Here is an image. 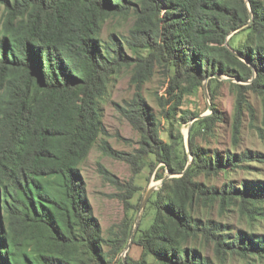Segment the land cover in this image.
<instances>
[{
  "label": "trees",
  "instance_id": "obj_1",
  "mask_svg": "<svg viewBox=\"0 0 264 264\" xmlns=\"http://www.w3.org/2000/svg\"><path fill=\"white\" fill-rule=\"evenodd\" d=\"M0 6V264H114L132 224L124 221L107 241L94 215L80 165L99 140L102 155L125 162L134 176L144 169L155 171L156 181L165 170L180 175L163 180L147 201L151 221L132 242L140 258L126 255L125 264H213L204 254L209 247L217 264L264 257V239L232 235L211 216L231 208L248 219L262 215L264 181L217 188L197 180L264 164V154L198 147L196 138L211 134L220 119L212 107V116L189 128L185 170L189 158L179 128L200 114L182 110V101L198 94L205 80L213 101L221 85L212 77L217 74L251 80L229 83L235 91L233 144L244 111L254 119L247 91L260 99L264 125V0H0ZM129 18L126 36L112 30L103 39L107 21ZM156 68L167 80L159 100L163 118L170 122L179 111L169 142L161 140L160 119L142 94ZM122 70L131 72L134 94L115 107L139 135L131 153L102 139L109 134L101 105ZM98 171L131 206L137 187L120 183L101 165Z\"/></svg>",
  "mask_w": 264,
  "mask_h": 264
},
{
  "label": "rangeland",
  "instance_id": "obj_2",
  "mask_svg": "<svg viewBox=\"0 0 264 264\" xmlns=\"http://www.w3.org/2000/svg\"><path fill=\"white\" fill-rule=\"evenodd\" d=\"M5 11L0 6V35L1 25ZM133 19L129 18L126 21L109 20L102 29V37L106 39L109 31L114 30L121 35H127L132 26ZM243 34L233 37V44L241 43ZM131 72L129 70H122L120 74L110 84L108 89L107 99L101 105V119L109 138L106 139L111 147L119 152L131 153L138 148L139 135L132 129L128 121L118 112L115 104L124 105L130 101L134 94V86L130 84ZM227 77L221 76L218 80L221 85L217 89L215 99L212 101L207 90L208 97H205L203 85H206L207 80L202 84V89L198 94L187 96L180 108L182 110H190L199 112L197 117H209L213 115L212 107L216 108L220 113V119L216 122L211 134L199 135L196 138L197 146L209 151L217 150L221 153L226 151L241 153L243 151L258 152L264 154V125L262 124V111L260 99L252 92L247 91L245 96L247 101L254 109L253 122L250 121L246 111L243 113L241 134L237 144L232 141V115L233 105L235 99V91L229 83L247 86L250 84L235 80L227 81ZM167 80L163 72L156 68L152 78L146 82L142 87V94L154 114L160 119V138L163 142H169V133L173 128L180 125L179 111L176 112L175 118L170 122L163 118L162 108L160 106V99L165 96L164 92L167 87ZM168 108V107H166ZM195 117V118H197ZM191 119L187 124L181 123L179 126L184 140V150L187 152L186 134L189 131L191 124L196 121ZM199 118V119H202ZM198 119V120H199ZM194 120V121H193ZM189 135V134H188ZM100 142V140H99ZM93 146L88 154L87 159L80 165L81 173L87 187V196L92 205L94 215L99 220L103 237L109 241L114 233L118 232L124 221L131 223V235L128 244L123 252L114 260V264H118L117 260L125 262V257L128 255L131 259L137 261L140 258L141 249L133 245L134 237L139 227L146 228L152 217V213L144 209L141 210V205L144 201L147 190L154 188L149 195L147 201L152 195L161 187L160 183L176 176H172L168 171H164L165 177L162 181H156L155 171L150 174L149 170L144 169L141 173L133 175L128 164L121 160L112 159L102 155L99 151L98 144ZM103 166L120 183H132L137 187L133 198L128 201L130 205H126L121 201L117 195V190L107 183L98 171V166ZM162 165H158L160 168ZM156 168V170H157ZM172 176V177H171ZM198 181L207 186L221 187L223 184L232 183L235 186L240 185L243 181H264V164L250 163L244 169L228 171L221 173L216 177L204 179L197 178ZM147 203V202H146ZM130 206V207H128ZM264 212V209H263ZM212 219L226 225L228 231L234 235L238 232L252 233L257 237L264 239V213L257 215L253 219H248L241 216L236 208L229 209L226 213L219 215L217 209L211 212ZM138 220V224H136ZM136 225V228H135ZM135 228V231H134ZM132 237V239H131ZM127 247H129L127 249ZM108 248L105 247V250ZM205 256L213 263L217 264L211 247L204 248ZM226 264H264V257H250L248 259H240L239 257H228Z\"/></svg>",
  "mask_w": 264,
  "mask_h": 264
},
{
  "label": "water",
  "instance_id": "obj_3",
  "mask_svg": "<svg viewBox=\"0 0 264 264\" xmlns=\"http://www.w3.org/2000/svg\"><path fill=\"white\" fill-rule=\"evenodd\" d=\"M249 23H250V21H249ZM236 32V31H235ZM234 32H232L229 36H231L232 34H233ZM229 36H228V38H229ZM228 38H227V40H228ZM234 54V53H233ZM238 58H240L239 56H238ZM240 60H242L241 58H240ZM243 61V60H242ZM213 78H216V79H220L221 78V75H213L212 76ZM227 81H234V79H231V78H227L226 79ZM239 81V80H238ZM247 83H249V82H251V80H249V82L248 81H246ZM203 89H204V94H205V97L207 98L208 97V94H207V89H206V85H203ZM199 118H202V117H197V118H195L194 120H198ZM193 120V121H194ZM188 134H189V131L187 132V134H186V136H187V138H186V144H187V156H188V158H189V160H188V164H187V166H186V168H185V170L189 167V164H190V162H191V154H190V150H189V145H188ZM172 175V174H171ZM172 176H180V175H172ZM171 176V177H172ZM160 185H162V182L160 183ZM154 190V188L153 187H151V188H149L148 190H147V192H146V194H145V197H144V201H143V203H142V205H141V210H143L144 209V206H145V204H146V202H147V199H148V197H149V195L152 193V191ZM136 224H138V220H137V222H136ZM135 228H136V225H135ZM135 228H134V231H135ZM131 239H132V237H131ZM129 247H127V249H128ZM123 263L125 264V262H124V259H123Z\"/></svg>",
  "mask_w": 264,
  "mask_h": 264
}]
</instances>
